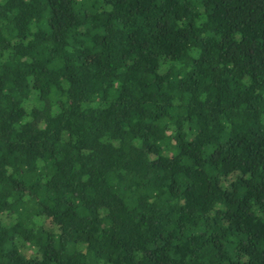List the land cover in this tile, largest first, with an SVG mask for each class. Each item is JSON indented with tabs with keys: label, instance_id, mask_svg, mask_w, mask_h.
<instances>
[{
	"label": "trees",
	"instance_id": "1",
	"mask_svg": "<svg viewBox=\"0 0 264 264\" xmlns=\"http://www.w3.org/2000/svg\"><path fill=\"white\" fill-rule=\"evenodd\" d=\"M0 264H264V0H0Z\"/></svg>",
	"mask_w": 264,
	"mask_h": 264
}]
</instances>
